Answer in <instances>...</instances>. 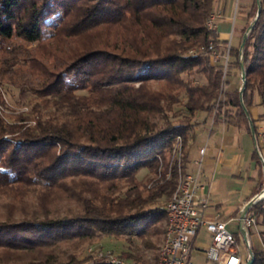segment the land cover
I'll return each instance as SVG.
<instances>
[{"label": "trees", "instance_id": "obj_1", "mask_svg": "<svg viewBox=\"0 0 264 264\" xmlns=\"http://www.w3.org/2000/svg\"><path fill=\"white\" fill-rule=\"evenodd\" d=\"M216 1L0 0V43L39 42L74 11L79 29L117 25L102 48L84 51L30 89L40 101L20 118L22 124L0 117V198L20 205L32 200L30 214L0 222V250L27 254L38 264H111L106 256L79 259L62 244L71 250L103 235L140 237L150 246L151 236L160 238L167 214L156 203L169 199L186 173L194 117L215 111V122L250 133L242 105H258L264 137V0H253L243 48L229 49V66L240 71L243 65L242 93L222 79L219 60H210L208 47L216 53L221 48L216 30L207 26ZM178 106L181 119L174 123L169 114L178 116ZM177 137L183 143L180 164L170 159ZM261 149L253 156L264 173ZM142 169L154 175L149 187L136 180ZM263 190L264 178L253 195ZM60 201L78 208L56 216L52 209ZM248 214L264 226V201ZM249 252L252 264H264V249L251 246ZM21 261L20 255L0 257V264Z\"/></svg>", "mask_w": 264, "mask_h": 264}, {"label": "rangeland", "instance_id": "obj_2", "mask_svg": "<svg viewBox=\"0 0 264 264\" xmlns=\"http://www.w3.org/2000/svg\"><path fill=\"white\" fill-rule=\"evenodd\" d=\"M78 19L80 20L79 12H71L65 19V22H63L55 32L52 30L49 34L47 33L46 38L39 42L30 44L13 38L10 41L0 43V117L6 124H22L20 118L30 112V108L35 101H40L39 98L32 95L33 90L30 91V89H37L38 86L41 83H45L52 74L63 70L71 61H73V59L84 51L102 48L103 45L108 42L107 39L112 38L111 34L113 35V32L117 31L116 24H106L95 29H79V27L74 26ZM225 54L226 48L221 47L218 52V55H220V64H222L224 59L223 55ZM224 79L232 81L231 83L235 82L239 89L242 86L241 72L234 68V66L232 67L228 65ZM224 88H226V86H224ZM221 98L223 99V96H221ZM29 101H31V105H29ZM221 106L222 104L220 107ZM250 108H255L258 115L263 111L262 107L258 105H254ZM181 109V106L175 108V111H179V115L176 117H173L174 114H169V118L172 122L175 123L181 119ZM221 109L223 110V107ZM214 115L215 111L212 113V117ZM206 117L211 116H205L203 113L197 115L191 121L193 123L197 122L198 124ZM260 130L261 131L258 133L263 135L262 127ZM199 133L200 132H197L196 135ZM177 141L176 138L172 149H174ZM199 141L202 142L203 138L201 137L197 140L195 138L196 148L193 150L194 155L197 154ZM172 154L171 150V162L173 161ZM262 155L264 157V149L262 150ZM179 162L177 161L178 164L181 163ZM263 174L264 173H261L260 169L259 181H263ZM166 176L168 178L169 174ZM153 177L154 175L149 173L147 169H142L137 173L136 180L137 182H140L142 186H145L148 183L147 187H149L152 184L151 180L153 181ZM167 201L168 199L162 198L156 203V205L164 208ZM259 201H264V196ZM23 203L24 204L20 205L18 202H13L12 199L8 197L0 198V222L11 217V215H15L14 219H21L22 212L30 214L32 212V200L25 199L23 200ZM54 205L52 211H57L55 214L56 216L67 215L78 208L74 202L67 201H60L57 202V205L56 203ZM227 229L230 232H237V226L233 224ZM248 239L250 240L252 247L264 249V226L254 225L249 232ZM143 240L144 238L140 237L115 239L103 235H97L85 241L83 244H79L75 249L71 248L70 250V245L67 246L66 244H62V249L66 250L67 254L70 253L71 255H75L79 259H86L88 257L100 258L106 256L109 261L116 258L126 264H155L163 240V234L160 238L151 236L148 240L150 242L148 245L150 246H146L145 244L147 243ZM209 241L208 235L201 234V237H199V242L202 244L204 243L207 245L209 244ZM237 246L241 258L244 261L249 254V249L245 244V238L242 234L238 237ZM17 255L22 257L21 263L23 264L28 262H31V264H38L36 261L30 259L27 254L13 252L5 253L3 250H0V257L12 258ZM192 261L194 264H213L212 262L207 261L201 254L193 255Z\"/></svg>", "mask_w": 264, "mask_h": 264}, {"label": "crops", "instance_id": "obj_3", "mask_svg": "<svg viewBox=\"0 0 264 264\" xmlns=\"http://www.w3.org/2000/svg\"><path fill=\"white\" fill-rule=\"evenodd\" d=\"M253 0H217L213 14L215 16V30L221 47L230 44L232 48H240L244 35L248 15ZM250 119L258 126V114L255 108H248ZM197 132H200L196 135ZM258 139L243 128H238L224 121L215 122L213 117H206L194 128L187 144L186 173L199 172L198 196L206 201V207L197 206L205 220L219 219L224 222L226 228L230 225L237 226V232H232L237 241L242 234L241 211L253 195L254 189L259 184L260 169L253 153L256 147L264 149L263 135L258 133ZM203 138L199 141L197 154L194 155L195 138ZM205 147V153L201 158V166L198 168L195 161L200 159L199 150ZM262 150L258 151L262 160ZM228 230V229H227ZM229 231V230H228ZM201 234L207 235L201 230L193 243L191 257L203 254L209 244L199 242ZM203 239V238H202ZM254 248V247H253ZM239 252V250H238ZM240 255V253H239ZM249 255V254H248ZM248 255L243 261L248 260ZM204 257V256H203Z\"/></svg>", "mask_w": 264, "mask_h": 264}, {"label": "built area", "instance_id": "obj_4", "mask_svg": "<svg viewBox=\"0 0 264 264\" xmlns=\"http://www.w3.org/2000/svg\"><path fill=\"white\" fill-rule=\"evenodd\" d=\"M214 19L215 16L212 14L207 21L209 29L216 28ZM208 49L210 50V60L213 63L217 62L220 55L216 53L212 45ZM229 49L230 44H227L226 54L223 55L222 62L223 79L229 65ZM177 140L174 149H172V156L173 160L181 162L182 142L180 137H177ZM204 153L205 147L199 150L200 159L195 161L198 168L201 166V158ZM200 188L199 172L196 174L184 173L179 176L177 186L164 206L167 221L155 264H194L191 257L193 243L201 230L206 232L210 240L208 247L200 251L207 261L213 264H243L235 235L227 230L225 223L219 219L205 220L202 213L197 209L198 205L206 207V201L197 194ZM263 196L264 191L255 197L259 201ZM254 225L255 218L251 214L247 213L245 218L241 220V226L245 233V244L248 249L251 248L248 236ZM248 258H250V252ZM110 263L126 264L116 258L111 259Z\"/></svg>", "mask_w": 264, "mask_h": 264}, {"label": "water", "instance_id": "obj_5", "mask_svg": "<svg viewBox=\"0 0 264 264\" xmlns=\"http://www.w3.org/2000/svg\"><path fill=\"white\" fill-rule=\"evenodd\" d=\"M257 4H259L258 0H257ZM259 14V9L257 11V15ZM252 28V25L247 29V31L244 33L243 37H242V42H241V45H240V50L243 48L244 44H245V41H246V38H247V34L248 32L251 30ZM240 72H241V81H242V86L240 88V93H242L243 89H244V84H245V72H244V69H243V65L240 64ZM242 108L244 109L248 119H249V123H250V129H251V134L253 135L254 137V127H253V123H252V120L250 119V116L248 114V111L246 110V108L242 105ZM261 158V156H260ZM262 160V158H261ZM258 200L256 197L252 198L250 201H248L246 203V205L244 206V208L242 209L241 211V217H240V220H243L246 216V214L248 213V210L255 204L257 203ZM242 235L244 236L245 238V233L244 231H242ZM253 262V259L252 257L250 256V258L244 263V264H252Z\"/></svg>", "mask_w": 264, "mask_h": 264}]
</instances>
